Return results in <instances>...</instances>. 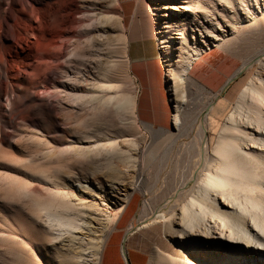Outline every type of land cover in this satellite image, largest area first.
<instances>
[{
  "label": "bare ground",
  "instance_id": "1",
  "mask_svg": "<svg viewBox=\"0 0 264 264\" xmlns=\"http://www.w3.org/2000/svg\"><path fill=\"white\" fill-rule=\"evenodd\" d=\"M6 1L0 0V5H5ZM156 1L153 0L154 16L161 17L155 19L159 25V49L165 58L167 80L174 95V131L139 124L137 98L128 95L123 88L121 72L129 70L130 62L128 37L121 18L114 14L117 0H93L90 5L81 4L79 9L85 12L80 14L73 11L64 15L59 11L49 14L48 20L54 27L48 31L60 36L61 40L59 46L49 52L52 63L46 65L45 81L52 80L56 70L63 66L53 63L63 59L67 65L60 72L59 83L63 89L50 93L52 101L47 102L40 93H30L27 84L23 83L22 91L10 102L9 122L0 111V151L6 155L0 157V199L11 205L10 210L14 212L22 206L28 207L32 204V195L38 193L32 182H37L42 189L49 191L43 210L55 209L60 215H68L74 204L72 195L63 191L62 177L69 174L84 180L89 176L99 186L105 178L109 179L113 197L125 192L117 197L118 200L112 198L119 204L118 213H123L135 193L146 188L148 192L145 195L153 196L142 209L141 223H162L165 234L172 240L180 236L182 244L197 258L183 262L156 249L149 258V264H254L246 255L238 257L235 246L244 242L248 248L251 247V254L258 252L264 257V58L261 59L264 53L244 60V68L253 61L259 62L261 68L236 103L222 100L218 106L209 105L198 111L193 108L192 95H189L188 84L197 83L191 77L190 69L205 49L228 43L226 34L214 33L206 25L210 23L207 19L212 10L223 15L218 8L220 4L218 0H209L207 4L191 0L196 5L194 8L202 11L194 12L196 28L200 29L197 31H200L204 43L196 46L198 35L191 27L186 30L188 25L181 22L180 16L177 20L162 19L170 12L180 15L181 7L187 8L184 0H164L165 7ZM219 1L221 3L222 0ZM62 4L60 2L57 6ZM102 7L105 9L101 10ZM85 8L95 10L88 12ZM245 10L252 16L256 15L248 7ZM196 13L204 19L197 17ZM259 21L257 19L253 27L261 28ZM179 23H183L182 26ZM179 28L183 30L182 40L185 41L180 53L182 55L186 51L189 56L182 57L180 63H174L170 48L176 42L174 35ZM3 92L8 93L0 85V95ZM53 101L74 115L73 125L66 122L65 126L76 135L62 149L57 145L63 143L67 131L59 130L57 124L60 119L55 115ZM24 105L35 121H48L51 129L45 135L27 128L20 134L25 145L17 148L22 156L14 159V150L7 151L2 146L12 136L7 129L15 118L14 112ZM227 108L229 111L225 114ZM203 113H206L205 117H202ZM222 119H225L224 123H221ZM195 125L196 135L190 139V127ZM143 130L158 131L159 136L155 142H145ZM154 163L161 173L172 166L171 178L163 174L161 187L157 190L154 188L160 178L147 185L145 183L147 169ZM78 169L80 172H76ZM137 177L139 180L136 182ZM156 191L159 194L154 193ZM17 202H22V205ZM98 208L96 203L93 212H98ZM75 216L72 215L70 221H75ZM47 218L49 223L57 219L54 215ZM107 220H110L109 215ZM224 239L228 247H232L228 261L221 258L225 253L221 247ZM218 245V252L212 253ZM103 249V245L97 248L95 264H101ZM202 250L206 257L202 256ZM79 257L80 253H76L75 258ZM75 258L71 259L72 264H77ZM159 258H162V263L158 262Z\"/></svg>",
  "mask_w": 264,
  "mask_h": 264
},
{
  "label": "rangeland",
  "instance_id": "2",
  "mask_svg": "<svg viewBox=\"0 0 264 264\" xmlns=\"http://www.w3.org/2000/svg\"><path fill=\"white\" fill-rule=\"evenodd\" d=\"M26 1L28 3H24L23 0L15 3L8 0L5 5H0V85L8 92H3L0 95V105L2 106L0 111L7 122L10 119V102L13 101L14 96L18 92L22 91L23 83L27 84L30 93H40L47 102L51 100L49 98L50 93L63 89L59 83L62 76L60 74L62 72L61 69L67 66L63 59L53 63V65L61 63L63 68L56 70L52 80L45 81L47 78L46 65L49 62L52 63L51 58L48 56L49 52L57 48L61 40L60 36L51 34L48 31L54 27L48 20L49 14L57 11L60 14L62 13L61 15L72 13V11L80 14L82 11L85 12L79 9L81 4L90 5L93 2V0ZM201 1L204 4L209 2V0ZM215 1L217 2V0ZM60 2L63 4L58 7L57 4ZM143 2L146 3L148 8L146 21L147 29L150 33V36L145 38L147 61L141 64H131L128 71L122 70L120 79L125 92L137 98L136 114L139 124H144L157 130L174 131V95L167 80L165 58L159 49V25L155 23V19L161 17L154 16L153 0H143ZM156 2L161 7L167 5L164 0H157ZM183 2L187 8L182 9L181 7L182 12L180 11V15L170 12L169 16H163L162 19L168 17L171 20H177L178 16H180L181 22L188 25L186 30L191 27V30L196 32V36L198 35L196 46H202L204 43L200 31H197L200 29L196 28L197 20L194 17L195 11H202L199 8L195 9L196 5L191 0H184ZM217 3L224 5V7L218 5L223 15L212 10L210 17L206 18L210 23L206 25H208V30L214 33L227 35L226 40L229 39L227 40L228 43H224L227 47L224 44H221V46L223 45V48L228 52L222 50L220 44H215L210 49H205V53L194 61L190 75L206 87L208 91L212 92L210 94L197 83L190 82L188 84V89L191 93L189 95H192L190 97L194 101H192V106H194L193 108L196 107L195 109H198V111L209 105L218 106L222 100L229 104L236 103L244 88L261 68L260 63L256 61H253V64L249 65L250 67L244 68V60L246 61L264 53V0H258V2L255 0H222L221 3L218 0ZM247 7L256 15L252 16L253 14L248 13L245 10ZM104 9L102 7L101 10ZM114 9V14L121 18L125 34L128 37L131 21L120 16L118 3L115 4ZM85 10L90 12L95 10V8H85ZM98 10L99 7L97 6L96 11ZM195 15L201 17L199 13ZM201 18L204 19V17ZM202 19L201 21H203ZM257 19H260L261 28L253 27V24L257 23ZM183 23H179V26H182ZM210 24L211 26H209ZM232 30L234 33H231ZM182 31L179 28L175 32L174 36L176 39L174 40L176 42H173L172 48H170L171 54L174 56V63L177 61L180 63L184 57L187 58L189 56L186 51L182 55L180 53V47L185 44V41L182 40ZM203 32H205L204 29ZM206 35L211 36L208 32H206ZM208 39L212 42L210 37ZM72 48L73 46H70V49ZM263 58L264 56H261V59ZM220 65L222 68L225 66L226 73L224 75H220L217 72ZM239 70L238 76L225 90H222L229 78ZM211 73L217 75L218 78H215L217 81H213L208 77ZM53 106L56 108L55 115L60 119L57 124L59 130L67 131L63 143L57 145L59 149H62L68 145L72 136L76 135L75 131H69V128L65 126L66 122L73 125L74 121L72 118L74 115L70 110L55 101H53ZM228 111L229 108L226 109L225 114ZM205 115L206 113H203L202 117H205ZM13 116L15 118L11 120L8 125L9 129H7V132L12 133V136L6 140L2 148L11 152L14 150V159H20L21 157L18 156H22V153L17 148L25 145L20 138V134L30 128L46 135V132L51 129V125L48 121H35L26 105L18 108ZM224 122L225 119L224 121L222 119L221 123ZM188 125H191V122ZM196 126L190 127L192 129L189 132L190 139H193L196 135ZM208 135L211 136V133ZM143 136L145 142H155L159 132H146L143 130ZM3 156L6 155L0 151V157L4 158ZM156 164L154 163L150 169H147L145 176L146 185L149 182L158 181L160 178L154 190L161 187L162 175L166 174L167 177L171 178L172 171V166L170 165L161 173L156 169ZM76 172H80V169ZM138 180L139 177L135 179L136 182ZM63 181V191L72 195L74 204L71 213L68 215H60L55 209L43 210V204L47 200L49 191H47L48 189H42L37 182H32L33 188H38V193L32 195V204L28 207L22 206L17 212H14L10 210L11 205L4 202L2 198L0 199V264H72L71 259L75 258L76 253H80L79 259L75 258L77 264H95L96 256L94 254L97 248L102 245L103 247L105 246L108 235L128 208L129 214L134 213V217L127 222V232L130 231L127 236L128 238L133 237L136 239L135 246L137 249H142L148 253L149 258L156 249H161L165 255L179 261L192 262L197 260L194 257V253L191 250H187V246L182 244L180 236H178V239L175 237L172 240L165 234L162 223L152 225H149L151 224L150 221L144 224L141 223L142 209L147 200L153 196L145 195L148 192L146 188L141 192H136L131 201L132 203H130L131 205L128 203L126 210L123 213H118L119 204L112 198L118 200L117 197L125 194V192L121 191L120 194H116L113 197L110 192L112 182L109 179L105 178L103 180L104 183L99 186L89 176L82 180L76 175L70 176L68 174L62 177L60 183ZM159 191L154 193L159 194ZM1 194L2 191H0ZM96 203L99 204V208L98 212L94 213L93 208ZM16 204L22 205V202H17ZM74 214L76 215V220L70 221ZM49 215H54L59 221L54 218V221L49 223L47 221V216ZM108 215L110 217L109 221L107 220ZM221 241V247L225 251L221 258L228 261V253L232 247H228L225 239ZM218 247L219 245L213 249ZM235 249L238 257L239 255H246L250 260L254 261V264H264V257H261L258 252L251 254V247L248 248L246 243L238 242ZM213 252L218 251L216 249ZM74 253L75 255H73ZM202 253L203 257L207 256L203 250ZM158 262L162 263V258H159ZM147 264H149V261Z\"/></svg>",
  "mask_w": 264,
  "mask_h": 264
},
{
  "label": "crops",
  "instance_id": "3",
  "mask_svg": "<svg viewBox=\"0 0 264 264\" xmlns=\"http://www.w3.org/2000/svg\"><path fill=\"white\" fill-rule=\"evenodd\" d=\"M117 3L120 16L123 19H129V21H131V28L128 35V56L130 59V65L141 64L147 61V54L145 51V38H148L150 36L146 21V15L148 16L147 5L143 2V0H117ZM221 49L227 51L222 47ZM205 51L202 52V54L196 59H199L205 53ZM194 61L192 63L191 69L193 67ZM224 68L225 66H223L222 68L220 65V68L219 70H217V72L220 75H224V73H226ZM239 72L240 70L234 73L229 78L228 82L222 88V90H225L228 87V85L233 81H231V79L233 77L236 78L238 76L237 73ZM208 77H210V79L214 81L217 75L211 73L208 75ZM195 82L197 81L195 80ZM197 84L203 87L205 91H208L206 87L201 85L199 82H197ZM208 92L212 94L211 91ZM133 217L134 213L129 214L128 208L125 214L118 220L117 225L108 235L106 244L102 252L101 264H147V262L149 261L148 253H146L142 249H137L135 246L136 239H134L133 237L128 238L127 236V222H129Z\"/></svg>",
  "mask_w": 264,
  "mask_h": 264
}]
</instances>
